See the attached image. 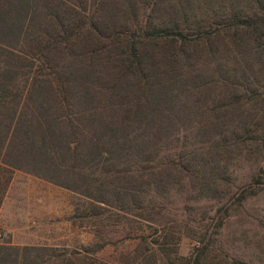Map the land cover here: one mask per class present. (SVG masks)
<instances>
[{
	"label": "trees",
	"instance_id": "trees-1",
	"mask_svg": "<svg viewBox=\"0 0 264 264\" xmlns=\"http://www.w3.org/2000/svg\"><path fill=\"white\" fill-rule=\"evenodd\" d=\"M13 170L70 191L95 241L0 264H264L218 245L264 188V0H0V202ZM187 200L214 230L178 256L142 223Z\"/></svg>",
	"mask_w": 264,
	"mask_h": 264
},
{
	"label": "rangeland",
	"instance_id": "rangeland-1",
	"mask_svg": "<svg viewBox=\"0 0 264 264\" xmlns=\"http://www.w3.org/2000/svg\"><path fill=\"white\" fill-rule=\"evenodd\" d=\"M241 167L236 173L237 180L246 176L245 167ZM27 177L29 178L26 179ZM34 177L21 170H13L10 173V180L6 191L8 189L12 192L22 190V182H29L31 184V199L27 204L26 198L28 197L21 198L19 209H27L30 205L31 216L36 220L34 222H32L33 220H30L31 222L27 221L26 215H18L19 213L13 217H4V224L6 226L12 225V227H18L19 231L14 233V237L10 236L9 233L1 231L0 242H7L10 239L14 242L22 241L21 238L17 237L20 235V231L22 232L21 228L31 231L30 238H27L28 240L44 241L48 245L79 248L94 242L95 228L84 226L82 222L78 220L74 221L71 218L74 209L71 204L72 195L70 191L47 181V186L45 185L42 188L37 183H32V180H35ZM36 178V180L40 179ZM244 180H246L245 177ZM11 181H13V185L9 188ZM231 190L233 191L234 189L232 188ZM45 192L47 194V205L46 207L38 206L35 202L38 201L39 194ZM194 203L192 200H187L186 202L179 201L172 209H169L168 217L165 219L166 221L169 219V221L165 224V230L153 225L157 228V232L154 233L155 231L152 227L146 223H142L144 234L152 238L159 236V234L161 236L167 235L170 239L167 240L165 246L171 252L173 250L176 252L173 254H177L178 256L194 254L195 248L202 245L201 237L207 236L214 230L212 229L214 221H211L214 218L212 208H215L217 205L211 203L209 200ZM234 207L232 215L220 230L218 242L220 241L221 244L218 245L222 247V250L219 252V255L226 257L248 256L252 254L254 248L264 243V188L256 196L245 199L241 204H236ZM8 208L9 203L5 206L4 215L9 214ZM189 218H192V220L190 221ZM173 222H176V225L171 224ZM27 223L29 224L27 225ZM31 225L32 228H30ZM161 236L160 240H162ZM50 242L52 243L50 244ZM106 248V252L103 255H107L111 251L110 245ZM154 249H157V247L155 246ZM215 252L214 250L212 251V253Z\"/></svg>",
	"mask_w": 264,
	"mask_h": 264
},
{
	"label": "crops",
	"instance_id": "crops-1",
	"mask_svg": "<svg viewBox=\"0 0 264 264\" xmlns=\"http://www.w3.org/2000/svg\"><path fill=\"white\" fill-rule=\"evenodd\" d=\"M28 178L29 177H27L26 179H28ZM34 178H35V180L31 179L33 184L37 183L39 186H42V188H44L45 185L47 184L46 181H44L42 179L36 180L37 178L36 177H34ZM11 185H13V181L10 182L9 188ZM14 185H16V184H14ZM22 185H23L22 190H17L15 192H12L10 189H8L7 191L5 190L6 192H4V194L2 195V200L0 202V232L4 231L6 233H9L10 236L12 235V237H14V233H17V231H19L18 227H12V225L6 226L4 224V217H6V218L13 217L14 215H17L19 213L18 215H26V219H28L27 221L33 220L32 222H34L36 220L35 218H32V216H31V210L29 209L30 205H29V208H27V209H23V210L19 209L20 199L28 197V198H26V203L28 204L29 200L31 199L30 194L32 193L31 192L32 188H30L31 184L29 182H22ZM42 188H40V189H42ZM46 198H47L46 192L43 194H39L38 199H37L38 201L35 203H37L38 206L46 207V205H47ZM41 200H42V202H41ZM8 203H9V208H8L9 214L4 215L5 206ZM28 224L29 223H27V225ZM30 228H32V225L30 226ZM21 230H22V232L20 231V235L17 237L21 238L22 241L14 242V241H12V239H10V240H8V243L14 244V245H24V244H33V243L47 244L48 245V243H46L44 241L38 242V241H32L30 239L28 240L27 238H30L31 231L26 230L24 228H21ZM23 237H25V238L23 239ZM51 243L52 242H50V244Z\"/></svg>",
	"mask_w": 264,
	"mask_h": 264
}]
</instances>
